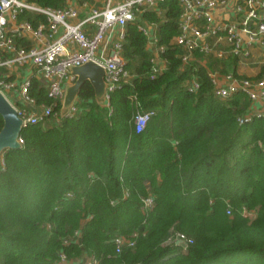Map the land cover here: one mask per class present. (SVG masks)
Segmentation results:
<instances>
[{"label": "trees", "instance_id": "1", "mask_svg": "<svg viewBox=\"0 0 264 264\" xmlns=\"http://www.w3.org/2000/svg\"><path fill=\"white\" fill-rule=\"evenodd\" d=\"M181 10L177 0H160L126 24L121 56L130 78L105 106L86 81L74 116L27 124L22 147L2 152L0 264H58L61 252L72 264H86L84 256L101 264H264V118L239 123L247 94L223 100L213 92L209 72L236 74V59L182 66L173 43ZM147 24L163 46L165 68L154 77L140 28ZM30 94L51 103L36 78ZM149 110L136 132L134 115ZM134 232L135 243L116 254L114 238ZM178 232L187 246L167 242Z\"/></svg>", "mask_w": 264, "mask_h": 264}, {"label": "built area", "instance_id": "2", "mask_svg": "<svg viewBox=\"0 0 264 264\" xmlns=\"http://www.w3.org/2000/svg\"><path fill=\"white\" fill-rule=\"evenodd\" d=\"M158 1L101 0L99 4L92 2L83 14L81 5H87L85 0H64L59 8L29 0H0V92L16 109L24 126L61 117L66 86L75 81L70 69L88 61L104 68L108 101L109 93L130 78L121 56L125 26L141 11L154 8ZM177 1L182 10L179 33L173 43L182 51V66L193 61L205 65L211 57L222 61L236 59L257 67L254 76L219 70L210 71L209 76L213 92L220 99H228L239 91L250 98L251 106L238 118L239 123L253 117L264 118V0ZM21 14H29L34 21L20 19ZM38 15L44 20L36 18ZM140 28L147 36L146 46L152 54L151 77H154L165 68L164 60L159 57L163 46L157 45L155 25ZM32 78L45 88L50 104H38L30 94ZM187 86L195 92L199 82L192 78ZM57 105L59 111L55 110ZM75 112L74 104L64 117H72ZM154 113L149 110L134 115L136 132L145 128ZM142 202L144 209L150 208L151 196L143 198ZM251 212L244 210L246 216ZM76 236L79 230L74 231L73 237ZM136 236L134 232L131 239L114 238L116 254L124 245L132 246ZM167 242L185 247L191 240L178 232ZM64 243L67 244V240ZM84 261L101 264L92 256H84ZM58 264H72V261L61 252Z\"/></svg>", "mask_w": 264, "mask_h": 264}, {"label": "water", "instance_id": "3", "mask_svg": "<svg viewBox=\"0 0 264 264\" xmlns=\"http://www.w3.org/2000/svg\"><path fill=\"white\" fill-rule=\"evenodd\" d=\"M75 76V81L66 86L64 99L60 109L61 117L70 110L75 104L81 86L87 81L91 84L96 101L105 106L107 104L106 88L104 80V68L93 62L88 61L80 66H73L70 69ZM0 116L3 120L0 129V164L2 163L1 154L6 149H19L22 147L20 132L24 126L22 118L16 109L10 104L5 96L0 92ZM184 246V244H182Z\"/></svg>", "mask_w": 264, "mask_h": 264}, {"label": "crops", "instance_id": "4", "mask_svg": "<svg viewBox=\"0 0 264 264\" xmlns=\"http://www.w3.org/2000/svg\"><path fill=\"white\" fill-rule=\"evenodd\" d=\"M99 1L101 3V0H85L87 5H85V6L81 5L82 13L84 14L87 11L88 6H90L91 4H93V3L99 4ZM243 64L237 62V64L235 65L236 73L242 74L244 76H254L258 72L257 67L250 65L248 68H245L244 66H242Z\"/></svg>", "mask_w": 264, "mask_h": 264}, {"label": "rangeland", "instance_id": "5", "mask_svg": "<svg viewBox=\"0 0 264 264\" xmlns=\"http://www.w3.org/2000/svg\"><path fill=\"white\" fill-rule=\"evenodd\" d=\"M243 63H244V62H243ZM243 63H242V64H243ZM242 66H244L245 68H248L250 65L244 63ZM6 95H9V92H6ZM8 97H9L11 100H13V99L11 98V96H8ZM53 119L56 121V119L53 118V117L49 118L48 121H51V120H53ZM254 215H255V212H251L250 214H248L249 218L254 217Z\"/></svg>", "mask_w": 264, "mask_h": 264}]
</instances>
